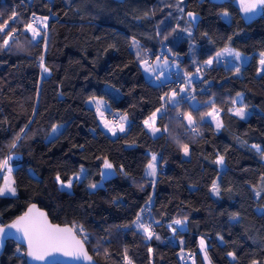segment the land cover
Returning <instances> with one entry per match:
<instances>
[{
	"label": "trees",
	"instance_id": "16d2710c",
	"mask_svg": "<svg viewBox=\"0 0 264 264\" xmlns=\"http://www.w3.org/2000/svg\"><path fill=\"white\" fill-rule=\"evenodd\" d=\"M180 9L197 13L188 32L175 27ZM13 11L19 14L15 22L9 19ZM32 13L49 17L46 44L32 41L23 28ZM4 21L5 32H16L0 49V160L12 157L16 195L0 197V223L34 201L50 220L73 226L95 264H126L125 250L132 264H187L182 252L180 257L183 248L194 250L195 264H206L199 236L211 264H264V214L258 211L264 209V159L252 147L264 150V72H257L264 12L246 19L235 0H0ZM162 39L165 54L170 49L182 55L186 69L200 68L202 74L175 104L168 91H177L183 80L152 81L140 65L145 49L155 52ZM227 44L249 54L240 74L226 71L221 61L203 63ZM41 55L48 73L40 67ZM237 93L242 102L233 105ZM90 95L104 96L127 114L123 133L113 136L98 126L94 107L85 103ZM241 103L247 106L244 119L231 111ZM212 107L219 110V129L206 117ZM157 109L160 131L153 134L144 121ZM187 113L194 124L186 121ZM59 121L58 133L47 137ZM151 152L162 164L154 178L144 171ZM219 156L223 165L215 163ZM105 159L113 175L89 188ZM80 164L84 175L62 190L56 175L68 178ZM215 178L218 196L211 193ZM144 205L143 222L154 220L160 239L126 227ZM176 219L185 223L174 225ZM17 248L24 252L7 239L0 264H27Z\"/></svg>",
	"mask_w": 264,
	"mask_h": 264
},
{
	"label": "snow or ice",
	"instance_id": "6c2138e0",
	"mask_svg": "<svg viewBox=\"0 0 264 264\" xmlns=\"http://www.w3.org/2000/svg\"><path fill=\"white\" fill-rule=\"evenodd\" d=\"M182 2V0H181ZM241 8L244 13L246 14H256L258 12H264V0H241ZM182 12L183 9H180ZM18 13L13 11L11 16L9 17L10 20L13 22L16 21L18 17ZM191 20H196V15L194 13L189 12L187 14ZM221 16L224 18L229 17V13L227 11H224L221 13ZM48 16H37L35 13H32L31 21L24 24L23 28L26 32L31 33V40L36 41L37 38H42L46 44L47 40V33L46 29L48 27ZM8 28V22L4 21L0 23V40H2V43H0V49L7 48L9 46V42L13 39L14 33L16 32V28H11L7 32H5V29ZM175 31V29H173ZM181 31L188 32L189 29H181ZM43 33V36H42ZM168 37L165 36L164 39L166 40ZM132 45L135 47H139V42L135 40V38L132 39ZM228 56L232 57L233 61H239L241 60V53L238 51H235L231 48H224L220 52L216 53L215 57H212L205 61V64L207 66H210L213 64V61L219 62V58L222 56ZM137 56H139V53L137 52ZM40 67L42 69L43 73H48L49 69L44 66V57L43 55L40 56ZM157 63L150 65L147 60H143L142 63L144 64V70L145 72L152 73L155 75L156 79L160 78V75L157 74L156 70L157 68H165L169 66L168 60L165 58L163 61V64H160V58H156ZM260 68L258 69V74L260 72H264V53H260ZM235 71L239 73L240 69L238 66L233 64ZM197 72H199V69H197ZM162 74V72H161ZM189 84H191V79H189ZM180 92H185V88H181ZM167 96V94H166ZM177 93L176 91H173L171 93V96L168 97L169 102L175 104ZM237 97L241 100L243 98L242 93H237ZM187 98V97H185ZM194 99V97H192ZM233 105L237 104V100L232 101ZM89 104L95 105L96 113L99 115L104 128L108 129L109 132L113 136L116 135L117 131L123 133L125 131V125L124 122L127 121V115H123L120 117L121 122L119 124H114L112 121H109L105 118V110H108L107 102L103 99H98L95 96H93ZM246 105H243L241 103V106L234 107L231 109L233 111L234 115L240 117L241 119H244L246 116ZM218 109L213 108L212 112L206 113L207 116L213 117V119L216 120V127L217 129L223 127L222 121H220L218 117ZM157 112H160V109H157L156 112H154L148 120L144 121L145 126L151 130L153 134L160 131L159 128L155 127V121L157 118ZM185 119H187L188 124L192 125L194 124L193 117L191 113L185 114ZM203 119V118H202ZM62 126L57 125L52 128V133L56 134L58 133L59 129ZM166 130V129H165ZM194 131L196 129H193ZM20 137L17 136L16 140H19ZM12 148L16 147L15 142L11 145ZM253 148H255L257 151L260 152L261 158L264 159V150H261L259 146L253 145ZM183 151L185 155H188V146H183ZM11 156L8 158H5L3 160H0V172L6 171L8 176L7 179H5L3 186H0V197L11 195H16V188L14 187L15 181L12 179V167L9 166V162L11 160ZM157 156L152 155L151 162L147 165V169L145 172L146 177H152L154 178L157 175ZM215 163L219 165L224 164V157L219 156L218 159L215 161ZM103 167L104 169L111 170L113 169V165L108 162L107 159L103 161ZM84 169L81 168V172H83ZM113 175L112 172H101V176L108 177ZM73 179L79 181L80 175L77 174L75 177L67 180V182L61 180L60 176L57 175L56 180L61 185L62 190L71 189L73 185ZM264 180V177L261 178ZM152 183H155V180L153 179ZM89 188L95 189L98 187L97 184L91 183L88 185ZM211 191L215 195L220 194V186L217 183H213L211 187ZM255 195L257 198L260 197L261 191L258 190L255 192ZM151 203V201H149ZM35 206L30 208L28 212H26L24 215L17 218L13 223L7 225V226H0V246H2V240L5 237H8L10 235H14L13 233H10L7 231V229H15L16 233H19L20 239L24 242H26V251L21 252L19 248H17V253H19L23 257L28 258V264H33V262H46V264H55L54 260H50L49 258L55 257L56 254H61L66 257H72L75 260H87L91 261L92 257L88 255L84 248V242L81 239H78L75 234V229L73 228H61L58 225H51L47 221V217L42 212H35L34 211ZM261 214H264V209L258 210ZM145 212V209L140 210V214H138L135 218V220L132 222L131 225H126V227H132L140 232L143 233L145 239H152L155 233L152 230L151 224H147L143 222V213ZM239 216V214H235L232 218L236 219ZM186 219V218H185ZM185 223V220H174V225H183ZM169 227H172V225H169ZM80 231H83V228H80ZM172 231L175 232L176 229L173 227ZM156 239H160L158 235H155ZM223 237H221V240ZM182 243V241H181ZM200 248L204 252V259L208 260L207 256V245L204 239L200 240ZM125 258H126V264H132V261L130 259H127V250H125ZM228 255L232 257L233 260L236 259L235 253L229 252ZM183 258V257H182ZM191 258V257H190ZM194 264V262H193ZM209 264L211 262L209 261ZM252 264H259L258 261H253Z\"/></svg>",
	"mask_w": 264,
	"mask_h": 264
},
{
	"label": "rangeland",
	"instance_id": "374dc122",
	"mask_svg": "<svg viewBox=\"0 0 264 264\" xmlns=\"http://www.w3.org/2000/svg\"><path fill=\"white\" fill-rule=\"evenodd\" d=\"M237 2L241 5V0H237ZM242 11H243V10H242ZM189 12L194 13V14L197 16V13H196V12H194V11H188V13H189ZM258 13H259V12H258ZM256 14H257V13H256ZM256 14H246V13L243 12V15H244V17H245L246 19H247V18H250V17H252L253 15H256ZM227 18H228V17H227ZM26 23H28V22H26ZM226 47H227V48H231V49H233V50H235V51L240 52V53H241V60H239V61H233L232 57H228V56L225 55V56L220 57V58H219V61H221V62H225L226 70H227L228 72H233V73H236V74H240V73H241V66H242V65L245 63V61H246V53H245L244 51L240 50V49H237V48L233 47L232 45H229V44H227V45L221 47L220 49H218V50L216 51V53H217V52H220L222 49H224V48H226ZM216 53H215V54H216ZM260 53H264V51H259V52H258V68H257V72H258V69L260 68V63H259V61H260ZM157 57H159V56H158V55H154V56L152 57V60L149 61V64H150V65L156 64V63H157V60H156ZM175 57H176V52H172V50H170V49H168L167 54H165L162 58L159 57V58H160V64H163V61H164L165 58H166V59L168 60V62H169V66H168V67H165V68H163V69H161V68H157L156 72H157L158 75H160V78H159V79H156L155 75H153L152 73L145 72V70H144V64L142 63L143 59H142V60L140 61V65H141V68H142L143 74H144L146 77L150 78L152 81H156V82H158V81H163V80H166V79H169V78L171 77L172 72L178 68V62H177V60H176ZM233 64H235L236 66L239 67V69H240L239 73H237V72L235 71V68H234ZM161 72H162V74H161ZM199 76H200V74H199V72H197V70H196V71L193 73V76H192V77L190 76L191 84H192V83H195V82L199 79ZM183 81H186V80H183ZM183 81H182L180 84H178V89H179V93H180V94H184V93L187 92V84H189V83L187 82V81H189V80H187V81L185 82L186 84L183 83ZM196 83H197V82H196ZM196 83H195V85H196ZM181 88H185V92H183V93L180 92V89H181ZM173 91H175V89H174V88H171V89L168 91V95L171 96V93H172ZM93 96H95V97L98 98V99H103L104 101L107 102L108 110H105V118L108 119L109 121H112L114 124H119V123L121 122L120 117L123 116V115H125L126 113H125L124 111H121V110L117 109V108H112V107L110 106L109 102L106 100V98H105L104 96H102V95H90V96H88V97L85 99V103L88 104V105H90V104H89V101H90V99H91ZM192 97H194V99H192ZM197 100H198V99H197V97H196L195 95H192V96H190V98H189V101H190L193 105H195V104L197 103ZM235 100H239V98L236 96ZM90 106H93L94 109H95V105H94V104H91ZM213 108H215V107H212V108L209 110V112H212ZM216 109H217V108H216ZM209 112H208V113H209ZM95 113H96V110H95ZM126 115H127V114H126ZM206 117H208L209 119H211V120L213 121V123L216 125V120L213 119V117H211V116H207V115H206ZM218 117H219V112H218ZM96 118H97L98 126L101 127L104 131L108 132L110 135H112L111 132L108 131V129L104 128L103 123H102V121H101V119H100V117H99V115H98L97 113H96ZM219 119H220V118H219ZM186 121H187V119H186ZM187 122H188V121H187ZM127 123H128V118H127V121L124 122L125 128H126V126H127ZM57 125L62 126V125H63V122H61V121H59V122H55V123L50 127V129H49V131H48V133H47V137H50V136L53 135V133H52V128H53L54 126H57ZM149 131L151 132L150 129H149ZM117 132H119V131H117ZM152 155H156V154H155L154 152H151V157H152ZM151 157H150L149 161L146 163V166H145V169H144L145 172H146V169H147V165L151 162ZM122 160L124 161V157H123V156H122ZM156 163H157V162H156ZM121 165L123 166V162H122ZM9 166L12 167L13 165H11V164L9 163ZM81 168L84 169L83 172H81ZM85 170H86V169H85V166H84L83 164H80L79 167H78V169L72 171V172L69 174L68 178H65V179H62V178H61V180L67 182V180H69V179L75 177L77 174H79V175H80V178H81V177L84 175ZM112 171H113L112 169H111V170L104 169V167L102 166L101 172H112ZM7 176H8V174H7L6 171L1 172L0 186H3L5 179H7ZM11 176H12V174H11ZM56 177H57V175H56ZM104 178H105V177H104V176H101V173H100V177H99L97 180H95L94 182H92V183H95V184H97V185L102 184ZM12 179H13V176H12ZM73 180H74V179H73ZM213 183H217V178L214 179ZM213 183H212V185H213ZM58 184H59V183H58ZM212 185H211V187H212ZM59 186H61V185L59 184ZM14 187H15V185H14ZM126 193H129V190H128L127 188H126ZM211 193H213V192L211 191ZM213 194H214V193H213ZM176 220H177V219H176ZM173 221H174V220H173ZM178 226H182V225H178ZM201 239H204V237H203V236H199V237H198L200 253H201V255H202L203 259H204V252H203V250L200 248V240H201ZM204 240H205V239H204ZM179 253H180V257H181V251H180ZM207 256H208V255H207ZM182 257H183V256H182ZM183 259H184V258H183ZM195 260H196L195 255H194L193 257H191V258L186 259V260L184 259V261H185L187 264H193V262H194V264H195ZM204 261H205L206 264H209V261H210V260H209V258H208V260H205V259H204Z\"/></svg>",
	"mask_w": 264,
	"mask_h": 264
},
{
	"label": "water",
	"instance_id": "95a60500",
	"mask_svg": "<svg viewBox=\"0 0 264 264\" xmlns=\"http://www.w3.org/2000/svg\"><path fill=\"white\" fill-rule=\"evenodd\" d=\"M33 206H35V209H34L35 212H42V213H44L46 215L47 221H48L49 224H51V225H58L61 228H65V227H67V228H73V226L71 224L67 223V222L66 223H59V222H55V221L50 220L49 216L46 213V210L43 207L39 206L34 201L29 202L24 207V209L20 213H18L16 216H14L12 219H10V220H8V221H6L4 223H0V226H7V225L13 223L17 218H19L20 216H22L26 212H28V210L30 208H32ZM7 231L10 232V233H13L14 235H10L8 237H5L2 240V246H0V254H1L2 250H3L5 241L7 239H12L16 243L21 244L23 246V248H24V251H26V242H24V241H22L20 239L19 233H16V230L15 229H7ZM75 234H76V236H77L78 239H81L84 242V240L82 239V237L76 231H75ZM84 248H85L86 252L88 253V255L92 257V260L91 261H87V260H75L72 257H66V256H63L61 254H56L55 257H51L49 259L50 260H54L55 261V264H95V259L92 256V254L88 251L85 243H84ZM25 260H26V263L28 264V258L27 257H25ZM33 264H46V262H33Z\"/></svg>",
	"mask_w": 264,
	"mask_h": 264
},
{
	"label": "built area",
	"instance_id": "2783aa9c",
	"mask_svg": "<svg viewBox=\"0 0 264 264\" xmlns=\"http://www.w3.org/2000/svg\"><path fill=\"white\" fill-rule=\"evenodd\" d=\"M32 16L29 17L27 22L31 21ZM166 41L162 39L160 41V44L156 48L155 52H153V49L150 47H147L145 49V54L143 60H147L148 62L152 60V57L154 55H158L160 58H162L165 55V47H166ZM176 60L178 62V68L174 70L171 74V77L169 79H172L175 83L180 82L181 80H189L190 79V71L185 68L183 63L182 55H177ZM196 83V82H195ZM194 83V85H195ZM167 103V98L161 103L160 108L164 109ZM201 103V102H200ZM196 129L194 132L198 133V129L196 127L192 128ZM162 168V164H157V170ZM147 206L144 205L143 209H146ZM147 224H151L152 230H154V220H148ZM183 258L186 260L194 255V250L189 248H183L181 250Z\"/></svg>",
	"mask_w": 264,
	"mask_h": 264
},
{
	"label": "crops",
	"instance_id": "0c3cea01",
	"mask_svg": "<svg viewBox=\"0 0 264 264\" xmlns=\"http://www.w3.org/2000/svg\"><path fill=\"white\" fill-rule=\"evenodd\" d=\"M235 2L237 3V5L239 6V8H240V10H241V12H242V14H243V11H242V8H241V6H240V4L237 2V0H235ZM188 14V11L187 12H185V13H183V12H179L178 13V17L180 16V20L177 22V24H176V29H178V32L179 33H181V32H184V31H181V29H189V27L191 26V23L193 22V20H191V18L187 15ZM244 16V15H243ZM197 17V16H196ZM195 21V20H194ZM216 56V54L214 55V57ZM249 58V54H247L246 53V60ZM208 59H210V58H208ZM207 59V60H208ZM207 60H205V61H207ZM205 61L203 62L204 64H205ZM223 63V65H224V67H225V69H226V65H225V62H222ZM197 69H199V74H200V76H199V78L201 77V70H200V68H196L194 71H190V76L192 77L193 76V73L197 70ZM227 71V70H226ZM187 81V80H186ZM186 81H183V83H185ZM188 83H189V81H187ZM186 84V83H185ZM191 84H187V91H189L190 89L188 88V86H190ZM176 93H177V95H181L180 93H179V89L176 91ZM183 95V94H182ZM236 96H237V94H236ZM168 97H169V95H168ZM236 98V97H235ZM240 100V99H239ZM239 100H237V102L239 101ZM156 127V126H155Z\"/></svg>",
	"mask_w": 264,
	"mask_h": 264
},
{
	"label": "bare ground",
	"instance_id": "6f19581e",
	"mask_svg": "<svg viewBox=\"0 0 264 264\" xmlns=\"http://www.w3.org/2000/svg\"><path fill=\"white\" fill-rule=\"evenodd\" d=\"M154 231V230H153Z\"/></svg>",
	"mask_w": 264,
	"mask_h": 264
}]
</instances>
